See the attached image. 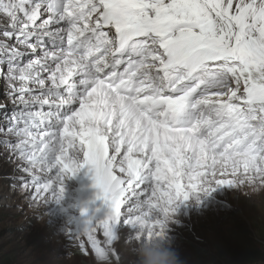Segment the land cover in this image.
Returning <instances> with one entry per match:
<instances>
[{
    "label": "snow or ice",
    "instance_id": "6c2138e0",
    "mask_svg": "<svg viewBox=\"0 0 264 264\" xmlns=\"http://www.w3.org/2000/svg\"><path fill=\"white\" fill-rule=\"evenodd\" d=\"M0 83L21 189L59 203L87 167L110 208L84 255L264 181V0H0Z\"/></svg>",
    "mask_w": 264,
    "mask_h": 264
},
{
    "label": "rangeland",
    "instance_id": "374dc122",
    "mask_svg": "<svg viewBox=\"0 0 264 264\" xmlns=\"http://www.w3.org/2000/svg\"><path fill=\"white\" fill-rule=\"evenodd\" d=\"M4 91L0 83V104H6L10 111L12 105ZM6 125V116L0 115V126ZM17 169V163L0 146V264H96L91 252L81 253L69 232H83L90 219L95 224L107 218L110 208L98 198L100 193L96 191L100 190L79 184L84 177L81 170L76 177L66 179L59 203L54 199L33 202L31 191L20 187L17 178L21 173ZM85 209L87 214L82 215ZM247 214L264 217V189L221 186L211 195L201 196L199 202L192 197L181 204L175 214L179 222L171 224L181 259L191 264L198 249L212 252L217 231L226 228L235 216L245 220ZM133 231L127 225L117 226L121 240L116 247L122 255L126 252L125 240ZM68 252L73 253L71 259Z\"/></svg>",
    "mask_w": 264,
    "mask_h": 264
},
{
    "label": "clouds",
    "instance_id": "9594fccd",
    "mask_svg": "<svg viewBox=\"0 0 264 264\" xmlns=\"http://www.w3.org/2000/svg\"><path fill=\"white\" fill-rule=\"evenodd\" d=\"M249 187L252 191H259L264 189V181L254 182ZM178 222L175 215H170L162 229L150 230L151 236L147 234L148 229H138L141 233L139 236L133 233L126 238V252L123 255L116 247L121 240L117 232L106 245L104 253L95 255L96 264H186L176 250L171 235V224ZM72 255L68 252L67 258L71 259Z\"/></svg>",
    "mask_w": 264,
    "mask_h": 264
},
{
    "label": "trees",
    "instance_id": "16d2710c",
    "mask_svg": "<svg viewBox=\"0 0 264 264\" xmlns=\"http://www.w3.org/2000/svg\"><path fill=\"white\" fill-rule=\"evenodd\" d=\"M215 239L213 251L198 249L191 264H264V217L235 216Z\"/></svg>",
    "mask_w": 264,
    "mask_h": 264
},
{
    "label": "bare ground",
    "instance_id": "6f19581e",
    "mask_svg": "<svg viewBox=\"0 0 264 264\" xmlns=\"http://www.w3.org/2000/svg\"><path fill=\"white\" fill-rule=\"evenodd\" d=\"M82 172H84L83 173L84 174V177H83V180L82 181L81 180H78L79 184L82 185L83 187L84 186H88L89 188H91L90 185L94 186L95 185V181L92 179L91 173L89 172L88 168L87 167L83 168L82 169ZM76 176L77 175H75V177ZM78 179H79V177H78ZM96 192L100 193V191H96Z\"/></svg>",
    "mask_w": 264,
    "mask_h": 264
},
{
    "label": "water",
    "instance_id": "95a60500",
    "mask_svg": "<svg viewBox=\"0 0 264 264\" xmlns=\"http://www.w3.org/2000/svg\"><path fill=\"white\" fill-rule=\"evenodd\" d=\"M239 214L242 216L241 212L239 211ZM243 217V216H242Z\"/></svg>",
    "mask_w": 264,
    "mask_h": 264
}]
</instances>
